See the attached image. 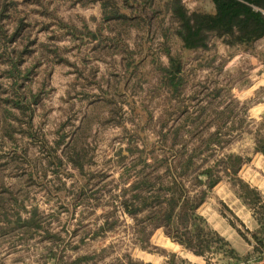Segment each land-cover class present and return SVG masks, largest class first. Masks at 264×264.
<instances>
[{"label": "trees", "instance_id": "trees-1", "mask_svg": "<svg viewBox=\"0 0 264 264\" xmlns=\"http://www.w3.org/2000/svg\"><path fill=\"white\" fill-rule=\"evenodd\" d=\"M27 1L35 4L33 10L42 19L49 20L39 22V30L47 32L53 23L78 47L91 43L94 49L121 54L126 81L144 64L140 68L149 75L145 78L149 89L136 101L137 110L127 114L128 125L118 118L119 110L111 111L107 121L119 127V146L104 156L101 168L93 167V148L79 145L77 131L67 134L58 128L52 141L45 140L49 157L45 164L53 172L50 180L68 193L80 218L71 232L64 224L54 230L36 204L0 193V237L7 235L8 249L20 253L18 259L27 252L36 264H151L133 257L130 248L160 254L161 264H196L152 244V234L160 229L184 252L217 256L224 264L264 257V195L239 175L254 154L264 157V120L250 118L248 108L237 105L231 92L234 77L225 68L233 49L254 53V43L264 38V0H193L209 4L195 10L187 8L184 0H73L80 5L99 3L100 22L94 30L57 16L44 0L22 3ZM17 5V0H0L1 73L10 81L0 101L2 122L6 127L7 122L18 121L15 130L33 138L32 117L40 92L26 83L33 67L21 64L23 56L32 53L36 37L28 28L31 20L23 12L18 14ZM157 17L168 21L160 32L165 60L151 58L148 68L145 57L134 60L120 26L139 28L140 22L149 26ZM16 41L20 50L10 48ZM40 45L52 61L71 64L56 47ZM244 100L239 95L238 102ZM6 135L14 138L9 130ZM221 181L251 212L255 223L243 234L248 246L244 255L198 211ZM97 208L102 212L94 224L81 221ZM118 229L127 238L120 239L124 249L117 251L109 242L98 249L80 250L86 239Z\"/></svg>", "mask_w": 264, "mask_h": 264}, {"label": "rangeland", "instance_id": "rangeland-1", "mask_svg": "<svg viewBox=\"0 0 264 264\" xmlns=\"http://www.w3.org/2000/svg\"><path fill=\"white\" fill-rule=\"evenodd\" d=\"M17 1L18 14L21 15L23 12L27 20H31V26L28 28L31 36L36 37V42L31 46L34 49L31 54L23 56L21 67H33L26 83L33 91L38 90L40 97L32 117L33 138L28 137L25 132L16 131L15 128H19V124L14 119L11 123L7 122L4 127L0 105V193L1 197H8L11 194L27 205L36 204L44 212L46 221L51 222L54 230H59L64 224L71 232L80 218L79 209L73 211L68 193L64 189L59 191L50 180L53 172L51 167L45 164L49 157L43 144L47 143L45 140L52 141L55 138L58 128H62L67 134L77 131L79 145L86 144L93 148L95 162L93 167L101 168L104 156L110 155L112 147L119 146L117 140L119 127L113 126V121H107L111 111L119 110L121 116L117 117L128 125V121H125L127 114L132 109L137 110L136 101L149 89L145 81L149 75L146 76L144 69L140 68L144 66L142 64L126 81L123 67L120 65L121 54L111 49H94L91 43L78 47L63 31L56 29L53 23L47 32L39 30L41 25L39 22L44 19L33 10L37 8L35 4L30 1L25 3H22V0ZM44 2L49 8L55 9L57 16L79 27L85 23L94 30L100 22L98 2L86 5L73 4V0ZM184 2L190 10L206 9L209 6L205 1ZM9 20L7 26L10 28ZM159 20L158 17L152 18L149 26L140 22L139 28L120 26L122 37L126 39L128 47L133 49L134 60L141 56L145 57V65L148 68L151 58L165 60L160 45V32L161 25L165 27L168 21ZM50 35L52 37H49ZM41 42L48 43L50 48L56 47L71 64L52 61L50 54L42 50ZM10 48L20 50L22 46L16 41L11 43ZM253 50L254 53H247L242 49H233L234 56L225 68L234 77L231 92L237 105L247 107L250 118L261 120L264 118L259 115L264 112V38L254 43ZM3 68L4 64L0 62V101L6 94L4 90L10 85L9 79L1 73ZM239 95L246 99L244 103L238 102ZM128 102L132 103V106ZM25 126L22 125V128ZM6 130H9L14 138L6 135ZM65 170L72 171L68 167ZM239 175L260 191L264 190V157L254 154L251 161L241 168ZM67 182L68 186L70 178H67ZM3 189L5 191H2ZM198 211L240 255L246 253L248 246L243 234L251 227L250 218L247 209L225 181L219 182L213 188ZM101 212V208H97L95 213L87 212V216L81 217V221L92 225L95 216ZM130 221V218L126 219V222ZM120 239L127 241L122 229L94 240L86 239L80 250L90 251L114 242V249L120 251L125 248ZM150 241L167 251H174L192 263L224 264L217 256H195L184 252L180 246L164 236L160 229L152 234ZM39 251L40 249L36 250L38 253ZM129 251L133 257L149 258L146 254H153L154 257L150 258L153 262L161 259L158 253H148L138 248H130Z\"/></svg>", "mask_w": 264, "mask_h": 264}, {"label": "crops", "instance_id": "crops-1", "mask_svg": "<svg viewBox=\"0 0 264 264\" xmlns=\"http://www.w3.org/2000/svg\"><path fill=\"white\" fill-rule=\"evenodd\" d=\"M260 104V103H259ZM260 116L264 117V112H261L259 114ZM261 192L264 195V190H261ZM248 213V218H250V224L251 227L249 229H252L254 226V220L251 216V212L249 210H247ZM3 239L2 244L0 245V264H36L33 262L34 257H32L31 255H28L27 252L22 253V250L20 251L23 256L22 259H18V257L20 256V253L14 252L11 249H8V244H7V235H4L2 237H0ZM147 257L149 258H141L144 261L150 262L151 264H161L164 257L160 256V260L153 262V260H151L150 258H153L154 255L153 254H146ZM258 264H262V263H258Z\"/></svg>", "mask_w": 264, "mask_h": 264}, {"label": "built area", "instance_id": "built-area-1", "mask_svg": "<svg viewBox=\"0 0 264 264\" xmlns=\"http://www.w3.org/2000/svg\"><path fill=\"white\" fill-rule=\"evenodd\" d=\"M258 263L264 264V257L258 260H245V261H240V262L231 263V264H258Z\"/></svg>", "mask_w": 264, "mask_h": 264}]
</instances>
